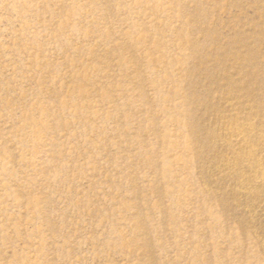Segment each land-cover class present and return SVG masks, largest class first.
Masks as SVG:
<instances>
[{"label":"rangeland","instance_id":"rangeland-1","mask_svg":"<svg viewBox=\"0 0 264 264\" xmlns=\"http://www.w3.org/2000/svg\"><path fill=\"white\" fill-rule=\"evenodd\" d=\"M0 264H264V0H0Z\"/></svg>","mask_w":264,"mask_h":264}]
</instances>
